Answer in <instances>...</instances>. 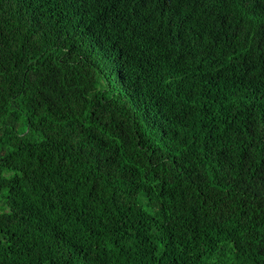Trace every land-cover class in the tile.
I'll use <instances>...</instances> for the list:
<instances>
[{
  "label": "trees",
  "instance_id": "1",
  "mask_svg": "<svg viewBox=\"0 0 264 264\" xmlns=\"http://www.w3.org/2000/svg\"><path fill=\"white\" fill-rule=\"evenodd\" d=\"M0 264H264V0H0Z\"/></svg>",
  "mask_w": 264,
  "mask_h": 264
}]
</instances>
